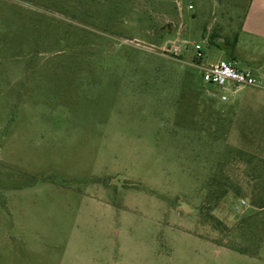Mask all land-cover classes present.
<instances>
[{
    "label": "rangeland",
    "instance_id": "obj_1",
    "mask_svg": "<svg viewBox=\"0 0 264 264\" xmlns=\"http://www.w3.org/2000/svg\"><path fill=\"white\" fill-rule=\"evenodd\" d=\"M250 1L0 0V264H264Z\"/></svg>",
    "mask_w": 264,
    "mask_h": 264
},
{
    "label": "built area",
    "instance_id": "obj_2",
    "mask_svg": "<svg viewBox=\"0 0 264 264\" xmlns=\"http://www.w3.org/2000/svg\"><path fill=\"white\" fill-rule=\"evenodd\" d=\"M191 8L189 7V9ZM180 44L183 47L174 45V53L180 57L183 52H187L188 46L193 47L194 56L192 57L191 66L200 73L202 81L215 88L216 91L225 92L229 91L230 88H264L261 83L255 81L249 71L238 70L231 61L203 64V48L201 45L196 43L188 44L186 41H181ZM220 100L222 102L226 101L224 94L220 96Z\"/></svg>",
    "mask_w": 264,
    "mask_h": 264
},
{
    "label": "crops",
    "instance_id": "obj_3",
    "mask_svg": "<svg viewBox=\"0 0 264 264\" xmlns=\"http://www.w3.org/2000/svg\"><path fill=\"white\" fill-rule=\"evenodd\" d=\"M236 37L237 41L235 44L234 52H236L240 44H244V42H242L244 40L250 41L251 43H253V40L258 41L259 43L257 45L259 46L256 47V51H264V47L262 45L264 43V0L250 1L249 7L241 24L240 31L238 32ZM233 63L238 70H241L237 67L236 62ZM261 80L262 82H264V78Z\"/></svg>",
    "mask_w": 264,
    "mask_h": 264
},
{
    "label": "trees",
    "instance_id": "obj_4",
    "mask_svg": "<svg viewBox=\"0 0 264 264\" xmlns=\"http://www.w3.org/2000/svg\"><path fill=\"white\" fill-rule=\"evenodd\" d=\"M236 41H237V37H234L232 44L229 46L230 53H231V51L234 50ZM257 206H259V209H263L264 208V201H261L260 203H258Z\"/></svg>",
    "mask_w": 264,
    "mask_h": 264
}]
</instances>
